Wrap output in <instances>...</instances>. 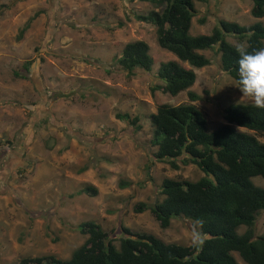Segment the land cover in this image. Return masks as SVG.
I'll list each match as a JSON object with an SVG mask.
<instances>
[{
  "label": "rangeland",
  "instance_id": "1",
  "mask_svg": "<svg viewBox=\"0 0 264 264\" xmlns=\"http://www.w3.org/2000/svg\"><path fill=\"white\" fill-rule=\"evenodd\" d=\"M0 264H18L22 255L53 253L67 257L85 237L76 224L94 220L113 235L117 224L151 232L164 241L188 244L191 220L171 217L160 227L147 209L131 210L137 200L159 199L162 177L196 179L193 163L171 168L155 161L147 114L156 104L187 101L186 90L168 94L150 86L161 83L156 68L173 55L158 46L154 26L134 18L152 4L145 0H0ZM189 32H209L217 18L249 24L264 15L249 13V0L195 1ZM40 9L20 37L17 30ZM203 16L200 23L198 17ZM233 44L243 40L225 34ZM143 39L154 62L149 70L127 74L116 62L124 42ZM264 41V40H263ZM264 47V44H263ZM210 62L194 68L192 102L204 112L206 127L224 122L221 109L241 97L237 83L218 65L213 48L200 49ZM31 59L26 76L21 61ZM29 112V113H28ZM115 112L136 115L135 124ZM242 129V127H240ZM256 138L264 136L250 130ZM8 141L5 142V141ZM151 161V162H150ZM86 165L82 170L79 167ZM130 180L124 187L118 179ZM264 188V178L250 177ZM96 186L95 195L76 192ZM239 225L236 232L244 230ZM264 234V210L251 226ZM204 236V235H203ZM114 243L117 244L116 240ZM238 264H247L231 252Z\"/></svg>",
  "mask_w": 264,
  "mask_h": 264
},
{
  "label": "trees",
  "instance_id": "2",
  "mask_svg": "<svg viewBox=\"0 0 264 264\" xmlns=\"http://www.w3.org/2000/svg\"><path fill=\"white\" fill-rule=\"evenodd\" d=\"M152 7L145 12H135L137 20L154 26L155 40L159 47L173 55L161 60L156 77L161 83L150 86L168 94L186 90L187 101L156 104L147 114L151 126L150 144L153 160L165 161L171 168L193 163L202 175L196 179L182 177L161 178L159 193L152 202L135 201L131 210L147 209L160 227H166L171 217L191 221L202 220V247L190 243L162 240L157 235L132 230L117 224L120 234L113 235L94 220H82L76 228L85 235L67 257L53 253L22 255L18 264H238L232 251L247 264H264V234L253 235L252 224L259 210H264V188L254 184L251 176L264 178V141L250 130L264 136V109L251 102H232L221 109L224 122L211 130L206 127L203 110L192 101L199 94L190 89L195 79L194 68L210 62L200 49L213 48L218 54V65L237 83L238 54L225 34L233 35L248 45L252 52L263 47L264 25L255 20L249 24L217 18L209 32L190 33V20L196 14L195 1L204 0H145ZM249 13L254 17L264 15V0H249ZM6 3L0 2V11ZM34 10L19 26L20 37L34 16ZM203 16L198 17L201 23ZM31 59L20 65L24 73L13 69L15 76L23 77L29 71ZM116 62L127 73L134 67L149 70L154 62L143 39L124 42ZM29 113V112H28ZM115 117L135 124L137 116L115 112ZM138 126V124H135ZM242 127V129H240ZM5 142L8 143L6 140ZM151 162V161H150ZM86 165L79 167L82 170ZM130 180L118 179L124 187ZM76 192L95 195L97 188L84 183ZM244 225L242 232H236ZM116 240L117 244L114 243Z\"/></svg>",
  "mask_w": 264,
  "mask_h": 264
},
{
  "label": "clouds",
  "instance_id": "3",
  "mask_svg": "<svg viewBox=\"0 0 264 264\" xmlns=\"http://www.w3.org/2000/svg\"><path fill=\"white\" fill-rule=\"evenodd\" d=\"M238 54L237 88L241 97L260 109H264V47L249 52L246 42H236L233 45ZM202 220L190 222V246L202 247L205 238L202 234Z\"/></svg>",
  "mask_w": 264,
  "mask_h": 264
},
{
  "label": "crops",
  "instance_id": "4",
  "mask_svg": "<svg viewBox=\"0 0 264 264\" xmlns=\"http://www.w3.org/2000/svg\"><path fill=\"white\" fill-rule=\"evenodd\" d=\"M264 40V39H263ZM263 44H264V41H263ZM26 60V59H25ZM24 61V60H23ZM23 61H21V63L23 62Z\"/></svg>",
  "mask_w": 264,
  "mask_h": 264
}]
</instances>
